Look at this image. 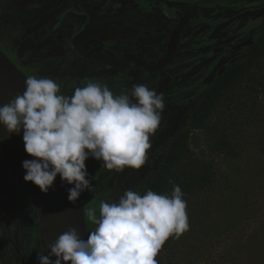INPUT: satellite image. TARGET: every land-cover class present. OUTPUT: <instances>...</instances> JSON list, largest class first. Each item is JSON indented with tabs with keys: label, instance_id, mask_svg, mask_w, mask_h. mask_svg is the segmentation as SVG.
Wrapping results in <instances>:
<instances>
[{
	"label": "rangeland",
	"instance_id": "374dc122",
	"mask_svg": "<svg viewBox=\"0 0 264 264\" xmlns=\"http://www.w3.org/2000/svg\"><path fill=\"white\" fill-rule=\"evenodd\" d=\"M70 1L67 0L64 7H71ZM242 1L245 0H204L203 6L197 5V8L204 7L200 10L203 21L216 26V36L229 27L240 31L233 33L236 35L231 37L233 42L243 38L245 32L253 34L250 33L251 23L238 25L229 21L241 9ZM55 2L0 0L6 4L4 10H0V48L17 49V57L13 54L7 57L27 78L37 77L31 70L38 71L39 46L30 47V43H38L43 33L22 41L19 38L31 19L53 9ZM21 9L30 10L29 14L17 16ZM8 17L16 19L9 31L6 28ZM58 21L51 25H58ZM196 24L198 21L193 23ZM202 42L206 45V55L210 54L211 46L219 45L208 36ZM28 52L32 58L21 60ZM260 61L261 85L257 92H249L242 85L230 99L222 100L212 110L204 127L190 133L188 154L205 166L209 180L186 198L188 230L165 241L156 256L158 264H264V49ZM221 65L171 63L159 73L160 78L164 75L172 78L163 93L168 113L152 134V147L147 154L161 148L174 134L195 95L204 89L208 77ZM51 76L55 80L54 73ZM60 76L65 77L64 73ZM142 84L154 88L149 80ZM85 165L94 188L93 192L84 191L85 212L89 208L99 212L100 201L105 202V195L113 184L117 191L137 192L150 169L145 163L140 169L125 168L116 173L91 157ZM14 175H5L1 180L11 197L0 192V264H14L16 259L23 264H38L39 253L48 255L46 228L39 216L33 220L34 201L29 184L17 171ZM88 222L86 239L95 228Z\"/></svg>",
	"mask_w": 264,
	"mask_h": 264
},
{
	"label": "clouds",
	"instance_id": "9594fccd",
	"mask_svg": "<svg viewBox=\"0 0 264 264\" xmlns=\"http://www.w3.org/2000/svg\"><path fill=\"white\" fill-rule=\"evenodd\" d=\"M59 93L55 80L31 76L21 95L0 106V125L8 133L23 129L24 151L34 158L22 163L26 183L46 194L59 175L73 185L67 199L74 203L85 190L94 191L85 165L89 157L108 170L145 164L165 108L163 93L134 84L113 95L99 82L75 88L71 97ZM183 196L174 185L171 196L127 190L118 203L100 201L99 218L88 209L95 228L87 239L69 228L47 245L48 255L38 254V264H158L165 241L188 230Z\"/></svg>",
	"mask_w": 264,
	"mask_h": 264
},
{
	"label": "flooded vegetation",
	"instance_id": "af4514ba",
	"mask_svg": "<svg viewBox=\"0 0 264 264\" xmlns=\"http://www.w3.org/2000/svg\"><path fill=\"white\" fill-rule=\"evenodd\" d=\"M203 1L71 0L69 2L71 7H64L67 0H56L53 9L31 19L23 34L37 24L41 17L56 11L58 13L32 34L24 38L22 34L19 41L38 32L43 33L38 43H30V47L39 46L38 71H31L38 78H51L54 73L55 80L60 85L59 94L67 97L73 95L75 88L84 87L89 82L107 85L113 95H120L130 90L134 84H142L143 81L148 80L154 85L153 89H156L164 77L170 79L169 88L172 78L169 75L160 78L158 75L171 63H222L221 67L208 77L206 87L225 73L230 65L244 62L251 56L252 47L261 38V31L264 30V15L248 18L245 14L264 8V0H245L240 3L241 9L234 13L229 21L238 25L251 23L250 33L253 34L245 32L243 38L233 42L231 37L236 29L229 27L221 35L216 36V26L203 21V12L200 10L204 7L197 8V5L203 6L201 4ZM5 7L6 4L2 3L0 10H4ZM29 11L21 9V13L16 15L24 17ZM184 19L186 22L179 33L175 51L168 64L160 72H147L138 66L137 63L153 65L165 56L175 28ZM6 20V28L9 31L16 19L8 17ZM56 20H59L58 25L52 26L51 24ZM195 21H198V24L193 25ZM207 36L213 37L219 44L211 46L208 55H206V45L202 42ZM249 41L251 43L247 44ZM0 51L6 57L7 54L16 57L18 54L13 46L7 51L0 48ZM29 56V52L25 53L21 60L31 59L32 57ZM61 73H64L65 77L60 76ZM163 111L166 113L161 121L168 113L166 108ZM146 155L145 163L150 169L144 178V183L157 168L158 160L157 150ZM15 156L13 148L0 131V192H5L7 198L11 195L5 191L1 180L5 175L15 176ZM86 170L88 171V167ZM142 187L143 185H140L137 188L140 194ZM123 195L124 191H117L113 184L105 195V202L118 203ZM87 212L88 210L86 212L84 210L85 225L89 223ZM96 215L99 216V212H96Z\"/></svg>",
	"mask_w": 264,
	"mask_h": 264
},
{
	"label": "trees",
	"instance_id": "16d2710c",
	"mask_svg": "<svg viewBox=\"0 0 264 264\" xmlns=\"http://www.w3.org/2000/svg\"><path fill=\"white\" fill-rule=\"evenodd\" d=\"M263 49L264 30L261 31V38L253 45V52L247 60L230 65L225 73L207 85L194 98L185 112L181 125L163 147L158 148L157 168L143 184L141 196L148 190L160 195L171 196L174 185H179L184 193L183 199L186 200L194 191L208 183L209 177L205 166L193 160L188 154L189 135L192 131L204 127L212 110L222 100L230 99L242 85H245L244 89L249 92H257V87L261 85L259 74L262 71L260 60ZM15 167V170L24 176L16 156ZM34 215L33 220H37L35 210ZM14 264L23 263L16 259Z\"/></svg>",
	"mask_w": 264,
	"mask_h": 264
},
{
	"label": "water",
	"instance_id": "95a60500",
	"mask_svg": "<svg viewBox=\"0 0 264 264\" xmlns=\"http://www.w3.org/2000/svg\"><path fill=\"white\" fill-rule=\"evenodd\" d=\"M57 13L58 11L53 14L41 17L37 24L24 32L22 38L37 31L42 25L52 19ZM263 15L264 8H261L253 12H247L245 14V17L256 18ZM185 22V19L180 21L178 26L175 28L174 34L169 43V50L159 62L153 65L137 63L138 66H141L147 72H160L171 60L175 51L179 33ZM250 43L251 41H249L247 44ZM26 79L27 77L3 54V52L0 51V106L9 103L11 99H14L17 95H21L23 93ZM169 81V77H164L159 82L155 90L158 93L163 92L168 88ZM165 113L166 111H163L161 113V118L165 115ZM0 131L6 137L7 141L13 148L15 155L21 165V168L23 161L34 159L33 157L28 156L24 151V144L22 140L23 129H21L20 133L18 134L8 133L4 126L0 125ZM28 184L32 190L36 216H39L36 211L35 185L30 182H28ZM72 186L73 185H68L67 183H62L59 175H57V177L53 181L52 187L48 190V192L46 194L41 193L47 218L46 224H44L46 228V238H49L50 243H52L60 234L67 231L69 228L77 229L80 237L86 240L84 195L82 192L77 201H75L74 203L69 202L67 199L68 189ZM52 259L54 260L55 257H52Z\"/></svg>",
	"mask_w": 264,
	"mask_h": 264
},
{
	"label": "bare ground",
	"instance_id": "6f19581e",
	"mask_svg": "<svg viewBox=\"0 0 264 264\" xmlns=\"http://www.w3.org/2000/svg\"><path fill=\"white\" fill-rule=\"evenodd\" d=\"M35 201H36V209L39 217L43 221L44 224H46V212H45V207L42 199L41 192L38 187L35 186ZM51 244L49 241V238L47 237V245ZM50 251V249H48Z\"/></svg>",
	"mask_w": 264,
	"mask_h": 264
}]
</instances>
